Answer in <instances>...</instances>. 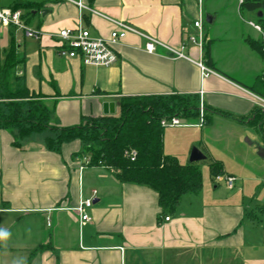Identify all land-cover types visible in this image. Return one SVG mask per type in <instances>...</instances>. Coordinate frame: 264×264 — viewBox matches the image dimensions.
<instances>
[{
	"label": "crops",
	"instance_id": "1",
	"mask_svg": "<svg viewBox=\"0 0 264 264\" xmlns=\"http://www.w3.org/2000/svg\"><path fill=\"white\" fill-rule=\"evenodd\" d=\"M81 1L97 13L63 0L0 3L9 8L37 3V9L24 8L26 15L21 9L22 21L44 33L35 39L22 29L0 25V63L11 48L24 53L23 67L16 73L30 92L41 95L52 108L58 127L104 115V101L114 102L116 113L121 97L197 95L199 107L204 103L227 116L212 112L208 126L199 125V116L186 125L172 126L179 129V138L170 142L163 133V152L198 168L206 160H218L222 172L233 175L235 183L228 188L213 178L211 191L184 195L176 209L163 214L157 194L149 187L120 183L113 171L84 165L77 156L82 149L78 140L62 144L55 152L45 145L55 136L52 131L18 139L16 130L0 129V229L10 233L0 241V264H264V138L253 123L259 107L244 91L264 88V60L248 44V40H261L263 45V30L250 24L259 25L256 14L241 8L238 0H225L231 11L226 24L214 0ZM242 12L253 14L255 20H242ZM199 18L202 46L207 45L213 68L205 63L202 46L188 40L197 33L193 22ZM109 19L130 24L160 44L148 53L145 38L128 32L113 45L117 60L109 66L84 65L78 58L56 52L52 34L57 30L81 22L92 36L108 38L116 29ZM218 20L223 35L217 26L212 28ZM231 21L238 24L236 34ZM171 49L183 56L177 57ZM199 62L212 72L202 71ZM214 124L226 132L248 136L258 132L261 144L246 138L252 151L250 158L240 159L253 174L243 177L238 169L227 170L223 158L206 150L205 137L212 135ZM193 147L203 159L189 161ZM221 185L225 190L217 188ZM92 190L97 194L87 209L89 220L80 223L74 207Z\"/></svg>",
	"mask_w": 264,
	"mask_h": 264
},
{
	"label": "trees",
	"instance_id": "2",
	"mask_svg": "<svg viewBox=\"0 0 264 264\" xmlns=\"http://www.w3.org/2000/svg\"><path fill=\"white\" fill-rule=\"evenodd\" d=\"M38 7L37 3L27 2L12 9ZM240 7L256 14V21L264 32V0H242ZM248 44L264 60L261 40H248ZM202 48L205 63L213 68L207 45L203 44ZM24 60V53L11 48L0 63V129L16 130L18 139L46 131L53 113L52 108L40 100L42 96L30 92L23 77L16 73L23 67ZM251 91L264 97V88L262 92ZM199 104L197 95L121 97L116 113L85 117L78 125L70 127L55 126V136L48 138L45 145L47 149L59 152L62 144L78 140L82 149L77 156H88V166L113 171L120 183L149 187L157 194L161 213L166 214L176 209L182 196L199 193L202 177L196 164H181L175 157L164 154V127L160 120L176 116L185 122H194L199 116ZM202 106L203 126L211 124L212 112L227 116L204 103ZM254 112L253 123L264 138L261 126L264 111L259 108ZM131 151L134 156L130 155ZM209 172L212 177L222 174L221 162L213 160Z\"/></svg>",
	"mask_w": 264,
	"mask_h": 264
},
{
	"label": "built area",
	"instance_id": "3",
	"mask_svg": "<svg viewBox=\"0 0 264 264\" xmlns=\"http://www.w3.org/2000/svg\"><path fill=\"white\" fill-rule=\"evenodd\" d=\"M68 3L75 5L79 10H87L90 13H97L93 8L85 5L81 0H63ZM239 3L242 0H238ZM115 26L116 29L112 30L108 38H103L100 36H92L89 29L78 22L73 28H61L54 32L52 35L55 41V48L58 55L68 58H78L84 65L92 66H109L116 62L117 55L113 48L114 44L121 42L128 32H133L141 35L145 38L144 50L148 53H153L156 44H160L157 40L148 35L141 33L136 30L132 25L127 24L122 21H117L114 19H109ZM250 24L258 31H261L259 25L252 22ZM0 25L8 26L11 25L15 29H22L26 36L35 39H41L44 33L40 30L30 29L25 26L22 21V11L21 9H12L9 7L0 6ZM193 26L197 29L195 35H189L188 40L192 43L197 44L200 48L202 46V29L200 18L193 22ZM263 51H264V39H263ZM177 57L183 56L179 51L171 49ZM200 69L204 72L211 73L208 67H206L201 62L198 63ZM261 80L264 83V72L262 73ZM246 94L252 99L254 104L264 111V97L253 93L251 91H246ZM199 125L203 124V107H199ZM188 122L181 120L179 117L173 116L170 118H163L160 120V125L166 126H182L186 125ZM134 151L130 152L131 156H134ZM82 163L87 165L89 162L88 156L82 157ZM82 169V167H80ZM214 181L217 183H223L228 188H233L235 183V177L233 175L227 174H217L214 177ZM89 197H80L74 210L77 212L79 217V222L84 223L89 220L87 214V209L91 208L93 204V199L97 194L96 190L91 191ZM164 220H168V217H164Z\"/></svg>",
	"mask_w": 264,
	"mask_h": 264
},
{
	"label": "rangeland",
	"instance_id": "4",
	"mask_svg": "<svg viewBox=\"0 0 264 264\" xmlns=\"http://www.w3.org/2000/svg\"><path fill=\"white\" fill-rule=\"evenodd\" d=\"M13 1H16V0H0V3L5 5V4H8V3L13 2ZM22 1H28V0H22ZM214 4L220 10L219 11L220 16L222 17V14H223L224 16L222 18L227 19V20H225V24L228 23L231 20V11H230L229 6L227 7L225 0H214L213 5ZM23 14H25V15L27 14L26 9H23ZM240 16H241L242 20H255V16L253 14L249 15V13H246V12L240 13ZM219 20L217 21V23L212 28L214 29L215 26H217L218 32H221L223 35L224 31L220 30L221 24H219V22L221 20L220 21ZM203 25L205 28L210 27V24L206 23L205 20L203 21ZM237 25H238L237 23H234L232 21L230 22V27L232 29L233 34H236ZM226 31H227V29H226ZM39 98L46 105V102L43 100V97H39ZM55 126H57V125L54 123L53 117L50 116L49 128L46 131H52L53 132V129ZM250 128H252V127H250ZM197 129H198V131H200V128H197ZM193 131H195V130H193ZM178 132H179V129L172 127V126H166V127H164L163 133H164V135L167 133V135H169L170 142H172L173 140H176L179 138ZM42 133H40V134H42ZM210 134H212V135L206 134L205 141H207V142H205V144H206L205 148H206V150H208V152L210 154H213L214 156H220L221 158H223L222 160L225 161V166H226L225 168L227 170L238 169L237 173H241V175L243 177L245 175L250 174V173L253 174V171H251L249 169V167L246 166L245 164H242L243 162H241L240 159L243 157L244 158H247V157L250 158V156L248 155V152L252 151V150L250 149L251 147L249 148V145L246 144L247 143L246 138L249 139L250 141H252L253 143L259 144L260 141L258 138V132L254 133V134L252 133L253 135L249 134L250 136H248L247 134L243 135L241 132H236L234 130L232 132H228V131L226 132V130H223V127L220 124H214L213 128H211ZM198 137H199V135H198ZM203 142H204V140H203ZM245 148H246V152H244ZM226 149L231 150L232 152L236 153L237 156H233L231 154L229 155L227 153ZM255 153H254V155H255L254 159H255V161L258 162L261 159H260V156L257 154V152H255ZM216 158H218V157H216ZM258 159H260V160H258ZM262 162H264V159H262ZM210 163L211 162L206 160V161L202 162L200 164V167H199L201 177H202V187H201L200 192H202V193H205L206 191H211L212 187L214 186L213 177L210 175V172H209V164ZM217 188H220L221 190H225V187L222 185L218 186Z\"/></svg>",
	"mask_w": 264,
	"mask_h": 264
},
{
	"label": "water",
	"instance_id": "5",
	"mask_svg": "<svg viewBox=\"0 0 264 264\" xmlns=\"http://www.w3.org/2000/svg\"><path fill=\"white\" fill-rule=\"evenodd\" d=\"M44 13V10L42 11ZM205 20L210 23L211 19L209 15L205 16ZM102 112L104 115H111L114 114V102L112 101H104L102 103ZM259 148V147H258ZM204 158V155L195 147L191 149L190 156H189V161L190 162H196Z\"/></svg>",
	"mask_w": 264,
	"mask_h": 264
},
{
	"label": "clouds",
	"instance_id": "6",
	"mask_svg": "<svg viewBox=\"0 0 264 264\" xmlns=\"http://www.w3.org/2000/svg\"><path fill=\"white\" fill-rule=\"evenodd\" d=\"M9 235L10 233L7 230L0 229V241H6ZM18 264H22V261L18 262Z\"/></svg>",
	"mask_w": 264,
	"mask_h": 264
}]
</instances>
